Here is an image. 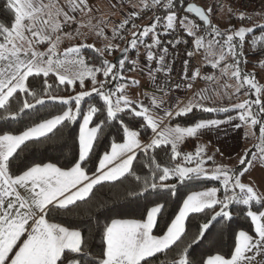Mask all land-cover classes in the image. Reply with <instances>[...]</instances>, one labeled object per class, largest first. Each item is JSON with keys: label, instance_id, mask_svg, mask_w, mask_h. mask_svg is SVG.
Listing matches in <instances>:
<instances>
[{"label": "snow or ice", "instance_id": "obj_1", "mask_svg": "<svg viewBox=\"0 0 264 264\" xmlns=\"http://www.w3.org/2000/svg\"><path fill=\"white\" fill-rule=\"evenodd\" d=\"M173 3L174 0L163 3L162 7L168 10L166 16L157 15L142 30L132 32L128 46L120 50L123 58L113 64L101 57L118 49L119 45L109 43L103 49H97L95 44L86 42L88 35L80 31L81 27H87L102 36L103 29L97 30L98 25H92L89 20L87 24L79 22L74 31H63L65 26L71 29L72 24L77 23L75 13L84 12L85 9V14L91 12L88 0H66L68 11L56 0H0V12L8 17L6 20L0 19V120L19 122L18 118L29 115L26 110L37 109V106L45 105L46 101L69 105L61 114L51 118L37 117L24 130H17L18 134L9 131L0 134V264H156L157 261L160 264H262L257 257L264 256V210H260L264 208V196L243 183L242 176L248 170L244 166L251 167L254 164L253 160L248 159L250 154L264 163V99L260 97L261 88L256 84L254 76L242 73L239 67L246 34L256 29L240 27L237 30L221 31L211 23V8L205 10L194 4H187L185 11L194 13L210 35L205 48L203 36H196L200 25L193 23L187 16L180 19L177 12L171 10ZM152 5H161V0H152ZM147 7L148 5H145V8ZM135 18L134 12L125 17L113 29L112 39L120 36V32L125 31L129 24L136 28L133 23ZM238 18L243 21L245 16L240 14ZM177 26L188 36H196L194 45L197 49L205 48L207 54L215 57L210 62L213 69L219 66L225 56H231L234 63L226 64L222 75H228L231 70V77L239 84L236 92H240L247 85L255 90L257 98L245 100L232 105L231 108H217L206 106L203 101L210 98L205 93L198 92L193 94L198 99H189L182 106L177 102L174 109L171 98L169 106L166 107L162 98L153 95L151 105L164 113L161 120L165 117L170 119L173 115H188L193 110L229 114L226 120L199 119L191 126L158 129V121L149 114V108L130 100L125 94V83L117 84L114 90L109 87L110 83L116 80H124L122 70L126 64H131L130 70L140 65L139 71H144L145 66L137 59L128 58L130 50L143 46L148 77L158 91L163 92L165 88L170 91L172 84L167 81L171 79L173 68L167 62L169 49L163 46L158 29H162L163 34L167 35L174 33ZM259 27L264 29V25ZM81 36L84 37L81 43L66 47L63 52L58 51L62 39L72 40ZM149 36L151 42L146 43L145 38ZM235 38H239V41ZM181 42L180 38L175 37L169 40L168 44L176 48ZM45 43L48 47L40 51L39 45ZM253 47L255 48V43ZM85 49H91L98 54L93 60H98L99 67H89L86 64ZM260 53L264 54V46H261ZM186 55L191 57L193 52L187 51ZM153 63L155 68L151 67ZM189 66L190 60H184L181 80L174 84L176 89H180L184 81H195L197 78L208 81L215 79L211 75L202 76L198 69L189 74ZM96 73H101L105 79L98 81ZM159 74H163L162 77ZM52 77L55 79L50 82ZM86 77L90 78L92 83L90 90H82L69 97L56 94L57 82L67 87L78 81L83 89ZM158 78L164 79L165 83H157ZM126 83L137 85L138 81L132 79ZM192 86L191 83L187 84L188 88ZM93 93L102 103L90 104L87 111H84L82 102ZM73 102L74 109L70 106ZM234 110L237 111L236 116L230 114ZM121 113L133 118L142 117L141 127L150 128L154 133L151 141L141 144L138 138L140 133L131 130V126L123 121ZM80 116L82 123L77 137L78 158L73 156L69 161L70 166L39 162L27 166L20 174L12 171L13 162L30 142H41V138L51 139L49 134L53 133L54 129L66 126ZM235 120L240 123H233ZM116 121L121 123L123 142H112L111 151L104 153L95 172L89 174L87 164L96 143L100 141L101 136L106 138V129L110 131ZM222 124L235 128L246 125L253 128L258 125L261 144L256 147L259 156L246 150L240 159L241 168L235 171L223 166H216L211 171L206 169L204 165L212 157L205 159L203 149L199 146L194 154L183 156V164H162L155 155L149 156L150 151L162 146L167 150L170 145V159L175 161L180 156L178 144L185 137H196L202 130L218 129ZM137 152H143L148 157V163L143 165L148 169V173L144 176L136 171L135 162L139 159ZM201 179L218 181L222 185L223 196L217 195V187L187 195L161 235L153 234V229L158 223V217L163 215L166 209L167 199L163 202H153V206L146 210V217H105L103 223L100 216L104 214L103 210L107 209V205L101 203L95 213L90 212V217H95L94 234L89 232L86 235L81 228L53 222L56 216L72 214L79 208L78 202L91 199L93 190L98 185H124L127 181L123 198L135 201L140 197L147 198L149 194L160 189L175 195L178 184ZM171 180L177 182L167 183ZM21 189L25 195L21 194ZM235 189H239V193H236ZM253 202L260 205V208L253 211ZM232 205L249 206L238 207L235 211L243 212L246 218H250L255 235L245 230L234 231V249L228 258L223 254L208 255L206 259L203 256L195 258L194 246L202 243L217 224L223 225L221 231L231 228L234 219V211L230 207ZM206 210H213V215L208 217ZM201 213H205V217L196 232L189 237L186 221L192 214ZM97 236L100 240L98 251L91 243Z\"/></svg>", "mask_w": 264, "mask_h": 264}, {"label": "trees", "instance_id": "obj_2", "mask_svg": "<svg viewBox=\"0 0 264 264\" xmlns=\"http://www.w3.org/2000/svg\"><path fill=\"white\" fill-rule=\"evenodd\" d=\"M165 0L163 3H166ZM186 3V0H174L173 9L182 8ZM208 9L211 8V14H215L217 8L214 3L206 4ZM215 5V7H214ZM204 7V6H203ZM205 8V7H204ZM162 9H164L162 7ZM167 10V9H165ZM207 10V9H205ZM211 23L212 22V17ZM0 19H8L6 15L0 12ZM228 26L225 29H220L221 31L235 29L241 23L236 20H228ZM203 24V23H202ZM264 25V21L256 23L253 28L256 30L252 33H247L245 37V42L243 43L242 52L243 55L240 56V70L242 73L247 74L251 73L247 69V65H261L264 66V54L260 53L261 46H264V29H261L259 26ZM210 36V35H209ZM220 39V38H219ZM236 41H239V38H235ZM255 43V48L253 44ZM98 49V48H97ZM120 49L112 51L110 55L115 56ZM237 50H240L239 44L237 45ZM98 54L91 49L84 50V57L86 61L96 67H99V62L94 61L93 57H96ZM203 55V49H202ZM232 58V57H231ZM103 60H107L110 63H113V57H108L103 55L101 57ZM203 60V59H202ZM233 60V59H232ZM130 65V64H126ZM208 65V64H207ZM131 66V65H130ZM211 67L210 65H208ZM212 69V67H211ZM101 78H104L101 73H98ZM55 77L50 79V82L54 80ZM110 86V85H109ZM79 82L77 81L74 85H69L65 87L64 85H59L57 82L55 91L56 94L63 97L75 96L77 93L82 91ZM255 100V99H254ZM99 97L92 94V96L85 98V101L82 102V109L87 111L90 104H101ZM74 109V102L70 105ZM69 105H61L58 101H46L45 105L37 106V109L26 110L29 115L22 116L18 118V121H7L0 120V134L4 131H9L13 134H18L17 130H24L27 126H30L33 120H36L37 117L40 118H51V116L61 114L63 110H66ZM231 108V107H230ZM2 111V110H0ZM237 111H232L230 114H233ZM106 114V113H105ZM100 115V114H97ZM123 116V121L131 126V130H137L144 139H148L152 135L150 128L141 127L143 118H133L129 115L120 114ZM224 112H203L200 110H193L192 113L188 115L181 116H172L170 123L177 126H191L195 121L199 119H211L214 117H223L227 116ZM95 119V117H94ZM82 123V116L74 122L68 123L66 126H58L57 129L53 130V133H50L49 136L51 139L44 140L41 138V142H30L27 148L20 153L19 158L13 162L12 171L16 174H20L21 171L26 170L27 166H31L33 163L39 162H52L56 163L58 166H70L69 161L76 156L78 158V141L77 137L79 134V126ZM258 129V127H255ZM107 136H101L100 141L96 143L91 159L87 164V170L89 174L95 172V169L99 165V159L104 155L106 151L111 149L112 142H122V127L120 121H116L115 124L111 127L110 131L106 129ZM197 148L196 140L194 138L184 139L178 144V151L180 156L175 160H171V146H167V150L162 146L155 149L154 151L149 152V156L155 155L158 161L162 164H171L175 165L176 163L182 164L183 156L188 153L194 154ZM138 160L135 162L136 171L139 175L144 176L148 173V169L143 167L144 164L148 163V157H146L143 152H137ZM238 169V167L236 168ZM159 183V181H157ZM177 181L171 180L167 183H176ZM128 185V182L125 181L124 185L120 183H105L103 186H96L93 190L94 194L91 199L87 202H78L79 208L75 209L72 214H61L54 218L53 222H60L65 226L78 227L84 230L87 235L89 232L93 234L96 231L95 227V217H90V212L95 213L96 209L101 203L107 205V209L103 210V215L100 216L101 223L104 222L105 217L108 218H136L139 219L142 216L146 217V210L148 207L153 206V202L159 201L163 202L167 199L168 203L166 209L163 212V215L158 217V223L153 229V234L161 235L166 231L167 225L171 222V219L174 218V215L178 212L179 207L182 206V201L186 196L194 191H199L207 187H217L219 189L217 195L219 197L223 196L222 185L215 180L201 179L188 181L184 184H178L177 192L175 195L160 189L157 192H153L145 197H140L135 201L129 199H124V188ZM236 193H239V189H235ZM234 211V219L232 221L231 228H224L221 231L223 225L217 224L211 232L208 234L207 238L203 240L199 245L194 246L193 256L199 259L203 256L205 259L208 255L223 254L226 258L229 257L230 252L234 249V236L233 232L238 230H245L251 235H255L254 226L251 224L250 218H246V215L243 212H236L235 209L238 207L247 208L249 206H230ZM260 208V205L255 204L251 206V209L255 211ZM263 208H260V210ZM218 210V209H216ZM99 215V213H97ZM206 215L210 217L213 215V210H206ZM205 213L201 214H192L190 218L186 221V230L189 234V237L196 232L198 225L203 221ZM187 239V238H186ZM95 250H99L100 240L99 237H95L91 241ZM156 264H160L159 261Z\"/></svg>", "mask_w": 264, "mask_h": 264}, {"label": "crops", "instance_id": "obj_3", "mask_svg": "<svg viewBox=\"0 0 264 264\" xmlns=\"http://www.w3.org/2000/svg\"><path fill=\"white\" fill-rule=\"evenodd\" d=\"M129 1L130 0H88V5L91 8V12H88L87 14H85L87 12V9H85L84 12L75 13V19H77V23L83 22L84 24H87L90 20L92 25H98L97 30L103 29L104 34L102 36H99L96 34V30L90 31L89 28H87V27H81L80 31L82 33H86L88 35V38L91 36H93V38H95V40H93L94 42L89 40L87 42L88 44L95 43L97 45L95 47L98 49H103L109 43L118 44V45H120L119 47L128 46V43L124 44L122 39L125 37V35L126 36L128 35L129 29H131V28L129 27L126 30V32L122 36L123 37L122 39L118 38L115 42L112 39L113 29L118 24H120L125 19V17H128L130 15V13L134 12V13H136V17H143V15L145 14V11H146V8H144V4H143L142 0H137V1H134L132 3H129ZM161 1L163 3L165 0H161ZM56 2L60 6L64 7L65 11H68V8L66 6V0H56ZM209 2H212V0H207L203 4H208ZM254 2L256 3L257 7L254 9V11H250L249 15L251 17V20L253 19V21H255L254 23H257L259 21L262 22V21H264V0H254ZM203 4H200V5L203 6ZM106 19H107V22L104 23L103 20H106ZM223 19H226L225 20L226 23H228L229 22L228 20H230L228 18H223ZM150 23H151V21L149 22L148 20L141 19V20L135 22V25L145 27V26L149 25ZM110 26H111V30H110ZM234 30H237V28H235ZM91 33H93V35H90ZM80 38H81L80 39V42H81L84 39V37L81 36ZM209 39H210V37H209ZM209 39L204 41L205 45L208 44ZM217 39H219V38H217ZM80 42H74V44H79ZM70 44L71 43H70V41L67 40V38H66V40L62 39V41L59 45L58 51L63 52L64 48L71 46ZM47 47H48L47 43L39 45V50L44 51ZM105 55L108 56L109 53H105ZM203 61H204V59H203ZM204 63L208 64L205 61H204ZM86 64L89 67H92V65L89 64L87 61H86ZM258 66H261V65H253V66L251 65L250 66V67H252L251 68L252 73H254L253 70H255L253 68H256ZM136 70H137V73L140 74L138 72V68H136ZM248 70H250V68H248ZM215 74H216V78H217L219 73H216L215 69H213L212 76H215ZM139 76L145 77V75H141V74ZM86 79H87V77H86ZM207 83H208V80L202 81L199 85V89L200 90L206 89L208 87ZM140 87L142 90L141 91L142 92V98H141V101H139V102L142 103L144 106L148 107L149 108V114L152 115L154 119H157L158 129H163L165 127H176L177 125L170 124L169 118L165 117L161 120V117L164 116V113L162 111H157L151 105V97L153 95H155L158 98H162L163 101L165 102L164 106H166V107L169 106V102H170V98H171L172 107L174 109H175L176 103L178 102L177 97L173 94H165V93H160V92L155 91L150 86L146 77L144 79H142V81L140 83ZM233 100H235V99H233ZM236 100H238V99H236ZM183 104L184 103H182L180 105L182 106ZM236 113L237 112H235L231 115L236 116ZM227 117H228V115L223 116V117H221L222 118L221 120H226ZM233 123H240V121L235 120V121H233ZM180 127H182V126H180ZM252 130L253 131L250 130L251 131V133H250V131H248L245 126H243L241 128H235L229 124H222L219 126L218 129L202 130L200 133L197 134L196 137H193V138L195 140L199 139L198 144L202 146L203 156L206 152H210L209 157H212V159H215L216 156H222L224 161L229 159V158L237 157V162H236V163H238L237 167L241 168L240 159L242 156H244L246 150L249 149V135L252 134V132H254V130L256 131V128L253 127ZM152 134H154V133L152 132ZM138 138H139L141 144L149 143L152 139V137H151V139L149 138L148 140L144 139L141 135H139ZM185 138H187V137H185ZM122 142H119V143H122ZM197 147H198V145H197ZM110 151H111V149L108 152H110ZM236 152L239 154H237ZM211 160H209V161H211ZM182 164H183V162H182ZM224 164L225 163L220 162L218 164H215L214 166H223ZM211 170H209V171H211ZM209 188H212V187H207V188H204V189L199 190V191H205ZM20 191H21L22 195H25V193L23 192L22 189ZM194 192H197V191H194ZM191 193H189V194H191ZM261 210H264V208ZM257 260L261 261L262 264H264V256L257 257Z\"/></svg>", "mask_w": 264, "mask_h": 264}, {"label": "rangeland", "instance_id": "obj_4", "mask_svg": "<svg viewBox=\"0 0 264 264\" xmlns=\"http://www.w3.org/2000/svg\"><path fill=\"white\" fill-rule=\"evenodd\" d=\"M209 3H214L215 5H217L215 0H212V2H209ZM252 3H253V7H252L251 11H254V9L257 7V5L254 2V0H252ZM215 5H214V7H215ZM203 6L205 7V9H208L206 4H203ZM211 17H212L213 25L214 24L218 25L220 29L227 28L228 23H226V21H225L226 19H223V18H225V15L218 16L215 12V14H213V15L211 14ZM76 22H77V19H76ZM103 22L106 23L107 19L103 20ZM254 22L255 21H253V19L251 20V17H250V19L247 22H240L241 24L238 25L237 29H239L240 27L253 28L254 25H256V23H254ZM259 22H257V23H259ZM77 26H78V23H76V27L74 29H72V31H74L77 28ZM130 28L131 29H129V33L127 35L128 37L125 35V37L122 39L124 44H127L128 41L131 40L133 31L142 30L144 27L137 25L136 28H133L132 26ZM110 30H111V26H110ZM232 30H234V29H232ZM90 35H93V33H91ZM209 37L207 39H209ZM80 39L81 38L73 39L72 41L69 39H67V40L70 41V43H71L70 45H73L74 42H80ZM64 40H66V38ZM89 40L93 41V40H95V38H93V36H91L87 39L86 42H88ZM92 44H95V43H92ZM207 45H205V48L207 47ZM95 46H97V45L95 44ZM123 47L124 46L119 47L118 49H122ZM205 48H203L202 58L204 59L205 62H207L210 65V62L212 60H214L215 57L207 54L205 51ZM143 49H144L143 46H140L135 50V52L137 54H140V52ZM108 57L114 58L115 56L109 54ZM85 61H86V59H85ZM139 62L141 65L147 66L146 60H142V61L139 60ZM233 62L234 61L232 60L231 56H225V59L223 61H221L219 66L215 69V72L219 73L218 77L216 78V74H215V76H214L215 79L212 81H208V83H207L208 87L206 89L200 90L199 86L196 89L195 93L203 92V93H205V95L207 97L210 98V99H206L203 101V103L206 106L217 107V108H219V107L230 108L232 105L241 103L245 100H254L257 98V94H256L255 90L251 89L247 85H245L241 89L240 92H238V93L236 92V88L239 86V84H238V81L234 77H231V70H229L228 75H222V70H223L224 66L226 64H233ZM138 66H140V65H138ZM250 66H251V64L247 65V69L250 68V70H251L252 67H250ZM131 68H132V66L125 65L124 69L122 70V75L124 77V80H116L115 82L110 83L109 87H111L114 90L115 86L117 84L125 83V94L128 96V98L130 100L139 102V101H141V98H142V92H141L142 90L140 87V83H141L142 79H144L146 77V76L141 77L139 75L141 73H146L147 69L144 67V71L140 72L139 67H137L138 72L140 73V74H138L136 69L130 70ZM253 69H255V70H253L254 73H252V70H251V73H247V74H251L254 76L256 84L261 88L260 97L262 99H264V66H258V67L253 68ZM76 70L77 69H71V71H76ZM212 74H213V68H212V72L210 75L212 76ZM96 76H97L98 81L105 79V78H101L98 75V73H96ZM132 79L137 80L138 84L137 85H131L129 83H126L127 81H130ZM204 81H206V80H204ZM225 86H227V87H225ZM91 87H92V83H91L90 78L85 79V87L83 88V90H90ZM97 87H98V84H97ZM245 93H249V94L246 95ZM189 99H192L193 101H195L196 99H198V97L193 95L192 97L190 96L189 98H187L185 100H182L181 97H177V101H178L179 105L182 103H184V104L187 103ZM233 99H235V100H233ZM236 99H238V100H236ZM236 115H237V113H236ZM170 119H169V121H170ZM213 119H222V118L221 117H214ZM182 127H184V126H182ZM245 127L248 131H250V130L253 131L252 128L248 127L247 125ZM255 127H258V129H256V131L254 130V132H252V134L249 135V149H247V151L249 153H256V156L258 157L259 151H258L256 146L261 144V139H260V134H259V126L257 125ZM251 131H250V133H251ZM153 136H154V134H152L149 138L151 139V137L153 138ZM187 138H193V137H187ZM187 138H184V139H187ZM198 140L199 139L196 140V144L202 148V146L198 144L199 143ZM209 154H210V152H206L204 154V158L206 159L207 157H209ZM237 154H239V153H237ZM235 158H229V159L224 161L222 156H216L215 159H212L211 161L207 160L204 167L208 170H211V169H214L216 167V166H214L215 164L223 162V163H225L223 165V167L235 171L237 168V164H238V163H236L237 157H235ZM248 159L253 160L254 164L251 167H248L247 165H245V167L248 168V170H247L246 174H244L242 176V182L245 183L246 185L253 187L258 192V194H260L261 196H264V163H261L258 159H254V157L251 154H250V156H248ZM190 166H194V165H190Z\"/></svg>", "mask_w": 264, "mask_h": 264}, {"label": "built area", "instance_id": "obj_5", "mask_svg": "<svg viewBox=\"0 0 264 264\" xmlns=\"http://www.w3.org/2000/svg\"><path fill=\"white\" fill-rule=\"evenodd\" d=\"M134 1H137V0H130L129 3H132ZM205 1H207V0H186V3L183 5L182 8L172 10V11L177 12L180 19H183L184 16H187L189 20L193 21V23L200 25V28L196 31V36H203L204 41H206L207 38L209 37V33L204 30V26L199 20H197L194 16H192L190 13H187L184 10V7L188 3L202 4ZM142 2L144 4V8H145V5H148V7L146 8V11H145V14L143 15V17H136L133 20V23H135L141 19L148 20L149 22L150 21L152 22L153 19L155 18V16L159 15V16L163 17V16H166L168 14V10L162 9V5H163L162 1H161V5H156V6L152 5V0H142ZM215 2L217 4L216 5L217 8H216L215 12L218 16L225 15V18H228L230 20H236L239 22H247L250 19L249 12L252 10V7H253L252 0H215ZM240 14H243L245 16V19L243 21L238 18L240 16ZM161 22H163V20ZM177 25H178V21H177ZM75 27H76V23H73L71 26V29H69L67 26H65L63 28V31L67 32L69 30L74 29ZM129 27H131V24L126 26V30ZM126 30L120 32V36H118L113 41L115 42L118 38L122 37L124 35V33L126 32ZM158 31L161 34L163 46H167L169 49L167 62L169 64V66H171L173 68V70L170 74L171 79L167 82L169 84H172V88L170 91L167 88H165L163 92L158 91L156 86L152 83V81L150 80V78L147 75L148 66H145V68L147 69L146 73H141V75L146 76L150 86L157 92L173 94L177 97H181L182 100H185V99L189 98L190 96L192 97L193 94L195 93L196 89L198 88L199 84L202 81H204L205 79L197 78L195 81H184L183 83H181L180 89H176L174 84H175V82H180V80H181L183 61L184 60H190V66L187 69L189 74L192 72V70H195V69H198L201 72L202 76L211 74V72H212L211 67H209L202 60V49L203 48L197 49L194 45V40H195L196 36H188L183 29L179 28V26H177V29L174 33H169L167 35L163 34L162 29H158ZM175 37L180 38L182 42L176 48H173L171 46V44H168V41L173 40ZM145 41H146V43H150L151 37L150 36L146 37ZM185 41H186V43H185ZM187 51H192L193 55L191 57H188L186 55ZM128 58L129 59H137L138 61L139 60H141V61L146 60L145 49H143L140 52V54H137L135 52V50H130V52L128 53ZM155 66H156L155 63H153L151 65V67H153V68H155ZM137 67H139V66H137ZM159 75H160V77H162L163 74H159ZM157 83L163 84V83H165V80L162 78H158ZM188 83H191L193 86L191 88H188L187 87Z\"/></svg>", "mask_w": 264, "mask_h": 264}, {"label": "water", "instance_id": "obj_6", "mask_svg": "<svg viewBox=\"0 0 264 264\" xmlns=\"http://www.w3.org/2000/svg\"><path fill=\"white\" fill-rule=\"evenodd\" d=\"M188 4H194V5H196V6H199V7L203 8V9H205L202 5L197 4V3H188ZM186 6H187V4H186ZM186 6L184 7V10H185ZM190 14H191L192 16H194L197 20H199V18L196 17L194 13H190ZM199 21H200V20H199ZM200 22H201V21H200ZM125 47H126V46H125ZM125 47H123V48H125ZM123 48H122V49H123ZM120 50H121V49H120ZM120 50H119V52L115 55V57L113 58V62H114L115 64H117L119 58H123Z\"/></svg>", "mask_w": 264, "mask_h": 264}]
</instances>
